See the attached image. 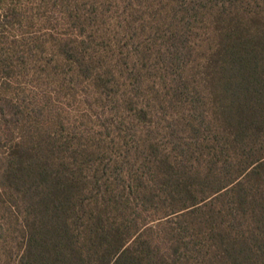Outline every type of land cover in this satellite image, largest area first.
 Here are the masks:
<instances>
[{"label":"trees","instance_id":"16d2710c","mask_svg":"<svg viewBox=\"0 0 264 264\" xmlns=\"http://www.w3.org/2000/svg\"><path fill=\"white\" fill-rule=\"evenodd\" d=\"M0 264H264V0H0Z\"/></svg>","mask_w":264,"mask_h":264}]
</instances>
